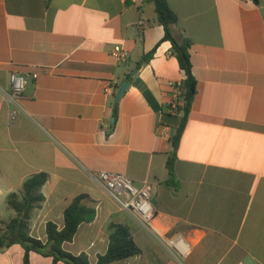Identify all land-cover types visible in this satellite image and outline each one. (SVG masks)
I'll use <instances>...</instances> for the list:
<instances>
[{"label":"crops","instance_id":"0c3cea01","mask_svg":"<svg viewBox=\"0 0 264 264\" xmlns=\"http://www.w3.org/2000/svg\"><path fill=\"white\" fill-rule=\"evenodd\" d=\"M167 1L175 33L191 41L197 80L176 186L168 161L181 114L172 105L185 75L151 0H0V221L15 216L7 197L46 173L32 236L46 241L47 223L63 228L66 208L86 195L97 217L64 248L92 263L108 250L110 224L120 223L142 253L112 264H264V0ZM118 44L130 52L125 62L112 56ZM13 73L29 77L16 122ZM98 171L153 186L154 229L118 207L93 177ZM178 237L186 256L167 243ZM23 259L19 244L0 253V264ZM30 264L53 259L32 252Z\"/></svg>","mask_w":264,"mask_h":264},{"label":"trees","instance_id":"16d2710c","mask_svg":"<svg viewBox=\"0 0 264 264\" xmlns=\"http://www.w3.org/2000/svg\"><path fill=\"white\" fill-rule=\"evenodd\" d=\"M259 4L260 0H253ZM155 5L157 21L164 27V41L172 44L173 54L176 56L180 68L185 77L176 87L179 89L178 111L181 114V122L176 129L171 141L175 151L168 161L170 183L176 186L174 181V163L176 151L179 147L183 133L187 126L192 106L197 94V80L193 74L191 61V41L175 33L174 27L178 23V16L171 8L167 0H151ZM156 53V48L144 54L137 63L138 67L149 63ZM128 79H132L130 75ZM119 100L113 102V116L118 118ZM116 121L111 126L113 131ZM48 180L46 173L34 174L28 178L19 193H12L7 197V206L14 211L15 216L9 221H0V253L13 245L19 244L24 250V264H30V254L39 253L45 257H51L53 264L64 262L66 264H112L136 257L142 253V249L136 243L130 229L120 223H112L109 226V247L104 255H100L96 263H92L86 253L73 254L65 250L64 245L72 242L81 225L92 223L97 217L94 207L85 205L86 195L77 196L64 212V226L50 221L47 223V240L42 241L31 234V220L34 212L41 208L45 201L42 192L43 186Z\"/></svg>","mask_w":264,"mask_h":264},{"label":"built area","instance_id":"2783aa9c","mask_svg":"<svg viewBox=\"0 0 264 264\" xmlns=\"http://www.w3.org/2000/svg\"><path fill=\"white\" fill-rule=\"evenodd\" d=\"M145 23L141 21L139 27L143 30ZM112 56L120 62H125L130 57V52L122 45L118 44L114 47ZM38 74H33V78H37ZM29 83V77L18 73L11 75L12 102L10 119L11 122L18 121L23 112L19 99L26 90ZM110 88L107 87V91ZM178 104L172 105V109L178 111ZM93 177L99 181L108 191L111 198L115 201L121 210L129 211L141 219L150 229H154V220L156 218V210L152 203L153 186L149 183L141 187L136 186L126 176L107 171H98L93 173ZM167 243L173 247L181 256H186L189 251V245L180 237L169 238Z\"/></svg>","mask_w":264,"mask_h":264},{"label":"water","instance_id":"95a60500","mask_svg":"<svg viewBox=\"0 0 264 264\" xmlns=\"http://www.w3.org/2000/svg\"><path fill=\"white\" fill-rule=\"evenodd\" d=\"M138 71V69H136L135 71H133V75ZM131 85V82L130 81H125L123 82V84L121 85L118 93H117V96H116V99L117 100H120L121 97L126 93V91L129 89Z\"/></svg>","mask_w":264,"mask_h":264}]
</instances>
